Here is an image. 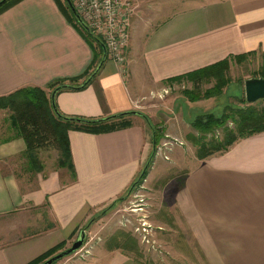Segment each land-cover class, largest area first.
<instances>
[{
  "label": "crops",
  "instance_id": "crops-1",
  "mask_svg": "<svg viewBox=\"0 0 264 264\" xmlns=\"http://www.w3.org/2000/svg\"><path fill=\"white\" fill-rule=\"evenodd\" d=\"M58 1L66 7L65 0H20L0 13V97L39 87L51 99L53 83L76 87L97 71L85 89L56 95L62 115H147L167 80L264 52V0H123L131 10L123 75L109 58L100 67L103 48ZM5 112L0 109V130L5 124L8 135L0 141V264H29L68 246L128 193L152 154L149 124L132 115L130 126L117 131H70L73 179L64 168L29 173L26 143L5 123ZM160 194L174 228L186 237L183 252L174 255L189 264H264V132L196 159L182 186H166ZM100 220L89 226L92 232ZM90 253L76 263L142 264L101 243Z\"/></svg>",
  "mask_w": 264,
  "mask_h": 264
},
{
  "label": "rangeland",
  "instance_id": "rangeland-1",
  "mask_svg": "<svg viewBox=\"0 0 264 264\" xmlns=\"http://www.w3.org/2000/svg\"><path fill=\"white\" fill-rule=\"evenodd\" d=\"M263 53L247 54L240 62L231 61L227 74L229 83L222 89V94L202 99L199 103L190 102L184 95L187 90L194 91V82L190 79L164 82L160 94L153 99L152 113L148 112L146 115L150 121L148 133L152 155L155 156V167L153 168V164L149 181L136 184L124 202L116 204L106 217L101 218L98 223L100 229L92 232L90 228L84 230V225L74 241L56 255L71 248L80 233L85 231L86 240L82 249L55 264L84 262L90 256V251L100 243L109 249L122 250L142 264H189L182 256L173 253V250L183 252L182 244H185L186 237L179 228H174L173 220L167 213L165 198L161 197L160 191L166 186L183 185L187 173L198 159L200 141L223 142L224 129L235 128L234 123L227 120L222 127L200 132L191 123L196 117L206 113L220 118L225 114L230 115L233 110L249 106L250 104L243 103L246 101L245 82L250 78H258L264 65ZM213 74L215 73H208L202 78L201 87L196 93L205 94L207 90L213 91L216 85L218 87ZM261 103L260 101L254 105ZM5 111L3 120L6 124H11L12 112L7 109ZM5 130L4 124L0 130V141L8 136ZM58 157V152L51 148L40 152V158L47 167L59 168ZM162 220L167 224L163 225ZM172 229L177 232L174 234Z\"/></svg>",
  "mask_w": 264,
  "mask_h": 264
},
{
  "label": "trees",
  "instance_id": "trees-1",
  "mask_svg": "<svg viewBox=\"0 0 264 264\" xmlns=\"http://www.w3.org/2000/svg\"><path fill=\"white\" fill-rule=\"evenodd\" d=\"M20 0H8L4 5L0 7V13L4 12L13 4ZM65 5H62L59 1L60 7L65 12L68 18L75 21L76 17L72 12L67 0ZM84 33L91 40L98 42L101 49L100 40L94 37L90 32L84 30ZM255 53V52H252ZM249 53V54H252ZM239 55L226 59L214 65L202 68L182 76L171 78L167 80H182L190 79L194 82V91H185L184 95L190 102H198L202 99H210L218 97L222 94V89L229 83L227 74L231 61H242L246 56ZM264 62V53L262 54ZM208 73H215L213 76L218 81V87L212 90H207L205 94L196 93L199 91L202 83V78ZM258 78H264V65L259 71ZM77 80L71 81L77 83ZM87 81V80H86ZM85 81V82H86ZM92 81V80H91ZM91 81L86 84L85 82L79 86L66 85L64 82H55L50 89L53 93L56 91L54 100L50 99L49 94L43 88L39 87H25L21 88L12 94L4 97H0V109L10 110L11 127L16 132V135L24 139L27 150L24 153L26 159L27 170L31 174L42 173L45 169V164L40 158V152L49 148L58 152V167L67 169L72 178H76L75 167L72 158V152L70 147L69 132L79 131L91 134H101L117 131L130 126L128 118L132 116L131 112H126L114 116H110L104 119L90 120L84 118H74L62 115L56 105L55 97L58 93L64 90H83ZM52 93V94H53ZM264 103V101H261ZM243 103H247L243 101ZM249 105L244 108L233 110L230 115H223L222 117H216L212 113H206L195 118L191 123L192 127L200 132H208L212 129L222 127L226 124L227 120H231L234 123L235 128L233 130H225V138L223 142H199V148L197 151V157L200 160L206 159L210 156L227 152L239 139L248 137L250 135L264 132V105ZM145 120L150 125V121L146 115L142 114ZM155 162V156L151 154L148 159L142 174L134 182L128 193L132 191L136 184H141L145 181L152 169ZM128 193L113 202L110 206L94 216L86 225L84 230H87L90 225L94 224L101 218H104L109 211L114 209L116 204L124 202L127 199ZM65 247V244H60L56 248L50 250L46 254L42 255L38 259L32 261L29 264H43V262L49 260L55 256L57 252L61 251Z\"/></svg>",
  "mask_w": 264,
  "mask_h": 264
},
{
  "label": "built area",
  "instance_id": "built-area-1",
  "mask_svg": "<svg viewBox=\"0 0 264 264\" xmlns=\"http://www.w3.org/2000/svg\"><path fill=\"white\" fill-rule=\"evenodd\" d=\"M88 32L105 46L107 57L126 75L131 10L123 0H70ZM84 29V28H83Z\"/></svg>",
  "mask_w": 264,
  "mask_h": 264
},
{
  "label": "water",
  "instance_id": "water-1",
  "mask_svg": "<svg viewBox=\"0 0 264 264\" xmlns=\"http://www.w3.org/2000/svg\"><path fill=\"white\" fill-rule=\"evenodd\" d=\"M8 0H1L0 1V7L2 5H4ZM67 3L69 4L72 12L74 13L76 19L78 20V22L80 23V25L84 28V30L88 31V28L85 26V24L82 22V20L78 17V15L75 12V9L73 7V4L70 0H67ZM104 52H105V56L100 64V67L105 63L106 58H107V51L105 46L100 42ZM97 74V71L85 82L86 84H88ZM56 91L52 94V100H54V96H55ZM245 97H246V102L250 105H254L260 101H264V78H250L248 80H246L245 82ZM132 115H138L143 117L142 113L140 112H131ZM86 240V232L82 231L80 233V236L78 238V240L73 243L72 247L61 252L60 254H57L55 256H53L52 258H50L49 260H47L46 262H44L43 264H55L59 261H61L64 258H67L75 253H77L79 250L82 249V247L84 246Z\"/></svg>",
  "mask_w": 264,
  "mask_h": 264
}]
</instances>
